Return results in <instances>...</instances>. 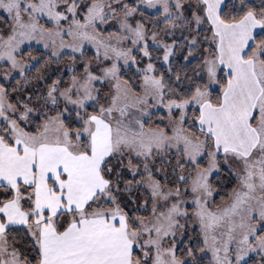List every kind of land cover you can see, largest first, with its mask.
Returning a JSON list of instances; mask_svg holds the SVG:
<instances>
[{
	"label": "snow or ice",
	"instance_id": "6c2138e0",
	"mask_svg": "<svg viewBox=\"0 0 264 264\" xmlns=\"http://www.w3.org/2000/svg\"><path fill=\"white\" fill-rule=\"evenodd\" d=\"M0 264H264V0H0Z\"/></svg>",
	"mask_w": 264,
	"mask_h": 264
}]
</instances>
